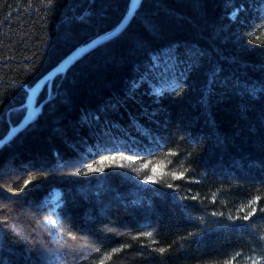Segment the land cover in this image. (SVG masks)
Instances as JSON below:
<instances>
[{
	"label": "trees",
	"instance_id": "1",
	"mask_svg": "<svg viewBox=\"0 0 264 264\" xmlns=\"http://www.w3.org/2000/svg\"><path fill=\"white\" fill-rule=\"evenodd\" d=\"M130 1L0 0V138ZM49 90L0 148V264H264V0H143Z\"/></svg>",
	"mask_w": 264,
	"mask_h": 264
},
{
	"label": "water",
	"instance_id": "2",
	"mask_svg": "<svg viewBox=\"0 0 264 264\" xmlns=\"http://www.w3.org/2000/svg\"><path fill=\"white\" fill-rule=\"evenodd\" d=\"M143 0H131L127 8L126 14L120 20V22L102 34L97 35L96 38L86 42V44L80 45L74 49L70 54L63 58V61L60 62L56 67L52 68L46 75L40 78L29 90V101L27 105V111L25 115L18 121V124L11 127L10 130L6 133L5 137L0 138V148H2L8 141L18 135V132L25 129L30 125L31 122L37 117L41 112V108L50 99V90L48 92L47 98L42 100L39 103V95L43 91L45 84L48 83L51 88L53 79L63 73L64 70L69 68L75 63L78 59L83 57L87 52L91 51L99 44L109 41L116 36H118L132 20V17L136 13V10L140 7Z\"/></svg>",
	"mask_w": 264,
	"mask_h": 264
},
{
	"label": "snow or ice",
	"instance_id": "3",
	"mask_svg": "<svg viewBox=\"0 0 264 264\" xmlns=\"http://www.w3.org/2000/svg\"><path fill=\"white\" fill-rule=\"evenodd\" d=\"M101 164H103V161H100ZM145 167H147V165H145ZM89 172H96V171H102L101 168H95V167H89L88 169ZM174 175V174H173ZM147 179L151 180V176L147 177ZM154 182V181H153ZM27 183V182H26ZM251 205H249L250 207ZM243 210V209H241ZM244 219H248V216L246 215L245 217H243ZM53 223H55V221H53ZM145 235H151V233H146ZM161 251H163V249H161ZM237 255H239V253H237ZM101 264H103V262H101Z\"/></svg>",
	"mask_w": 264,
	"mask_h": 264
},
{
	"label": "rangeland",
	"instance_id": "4",
	"mask_svg": "<svg viewBox=\"0 0 264 264\" xmlns=\"http://www.w3.org/2000/svg\"><path fill=\"white\" fill-rule=\"evenodd\" d=\"M45 103H46V102H45ZM20 120H21V119H20ZM13 126H15V125H13ZM13 126H12V127H13ZM9 130H10V129H9ZM9 130H8V131H9ZM6 133H7V132H6ZM5 136H6V135H5ZM5 136H4V137H5ZM111 165H113V164H112V163H110V166H111ZM118 165H119V163H118ZM53 221H56V219H55V218H54V219H52V222H53Z\"/></svg>",
	"mask_w": 264,
	"mask_h": 264
},
{
	"label": "bare ground",
	"instance_id": "5",
	"mask_svg": "<svg viewBox=\"0 0 264 264\" xmlns=\"http://www.w3.org/2000/svg\"><path fill=\"white\" fill-rule=\"evenodd\" d=\"M62 61V60H61ZM12 127V126H11ZM51 223V222H50Z\"/></svg>",
	"mask_w": 264,
	"mask_h": 264
}]
</instances>
